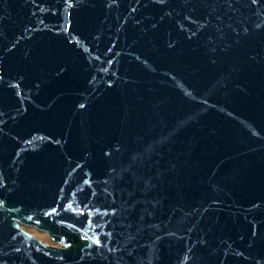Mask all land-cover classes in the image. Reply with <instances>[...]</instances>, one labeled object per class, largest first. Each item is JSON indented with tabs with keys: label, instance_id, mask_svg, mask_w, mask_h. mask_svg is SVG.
Wrapping results in <instances>:
<instances>
[{
	"label": "water",
	"instance_id": "1",
	"mask_svg": "<svg viewBox=\"0 0 264 264\" xmlns=\"http://www.w3.org/2000/svg\"><path fill=\"white\" fill-rule=\"evenodd\" d=\"M0 264H264V0H0Z\"/></svg>",
	"mask_w": 264,
	"mask_h": 264
},
{
	"label": "rangeland",
	"instance_id": "2",
	"mask_svg": "<svg viewBox=\"0 0 264 264\" xmlns=\"http://www.w3.org/2000/svg\"><path fill=\"white\" fill-rule=\"evenodd\" d=\"M21 226L23 229H25L26 231H28L29 233L40 239L42 242L56 245V243L52 241L44 231L37 230L33 226H28V225L26 226L21 225Z\"/></svg>",
	"mask_w": 264,
	"mask_h": 264
}]
</instances>
